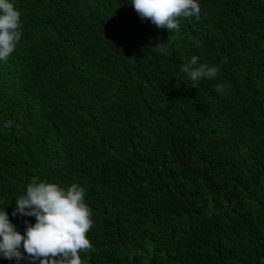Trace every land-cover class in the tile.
<instances>
[{"label":"trees","instance_id":"1","mask_svg":"<svg viewBox=\"0 0 264 264\" xmlns=\"http://www.w3.org/2000/svg\"><path fill=\"white\" fill-rule=\"evenodd\" d=\"M9 2L0 212L14 229L36 222L12 212L39 177L85 190L83 264H264V0H197L179 32L132 0ZM193 56L217 77L194 84ZM19 251L0 264H40Z\"/></svg>","mask_w":264,"mask_h":264},{"label":"clouds","instance_id":"2","mask_svg":"<svg viewBox=\"0 0 264 264\" xmlns=\"http://www.w3.org/2000/svg\"><path fill=\"white\" fill-rule=\"evenodd\" d=\"M131 5L142 19L150 20L157 28L177 32L178 17L199 19L201 12L197 0H132ZM19 20L20 13L13 3L0 0V60L6 61L21 39ZM169 43L168 40L156 46L164 52ZM197 62L198 57L193 56L188 64L181 66L194 84L201 79L217 77L218 66H197ZM216 90L220 92L222 87L217 85ZM10 126L11 122L5 125ZM84 194L85 190L78 184L63 189L56 183L34 178L27 186L26 194L16 199L12 216L17 213L34 216L36 222L27 227L26 235H21L14 229L7 212H0V256L9 260L13 257L21 259L19 248L23 244L28 256L39 259L40 264H83L80 252L92 246L87 233L93 225Z\"/></svg>","mask_w":264,"mask_h":264}]
</instances>
